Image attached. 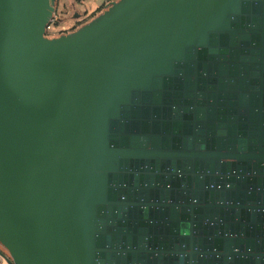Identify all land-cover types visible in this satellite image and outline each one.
<instances>
[{"label":"water","instance_id":"obj_1","mask_svg":"<svg viewBox=\"0 0 264 264\" xmlns=\"http://www.w3.org/2000/svg\"><path fill=\"white\" fill-rule=\"evenodd\" d=\"M0 0V255L264 264V0H117L47 36Z\"/></svg>","mask_w":264,"mask_h":264},{"label":"rangeland","instance_id":"obj_2","mask_svg":"<svg viewBox=\"0 0 264 264\" xmlns=\"http://www.w3.org/2000/svg\"><path fill=\"white\" fill-rule=\"evenodd\" d=\"M103 2L104 0H58L54 11V22L57 23L53 22L52 27L68 29L72 25L81 26L102 10ZM98 7L102 8L97 9Z\"/></svg>","mask_w":264,"mask_h":264},{"label":"built area","instance_id":"obj_3","mask_svg":"<svg viewBox=\"0 0 264 264\" xmlns=\"http://www.w3.org/2000/svg\"><path fill=\"white\" fill-rule=\"evenodd\" d=\"M114 1H116V0H104L102 6H108V5H110V4H111L112 2H114ZM100 8H102V7H100ZM54 17H55V16L52 17V20H51L50 23L46 26L45 34H46L47 36H57L60 32H62V31L65 30L63 27H62L61 29H58L57 27H56V29H54V28L52 27L53 24H54L53 22H54V20H55ZM0 264H10V263L7 261L6 257L0 255Z\"/></svg>","mask_w":264,"mask_h":264},{"label":"flooded vegetation","instance_id":"obj_4","mask_svg":"<svg viewBox=\"0 0 264 264\" xmlns=\"http://www.w3.org/2000/svg\"><path fill=\"white\" fill-rule=\"evenodd\" d=\"M100 9V8H99ZM78 26H76V25H72V26H70L68 29L66 28L64 31H62V32H60L58 35H60L61 33L63 34V33H68V32H71V31H73L74 29H76Z\"/></svg>","mask_w":264,"mask_h":264},{"label":"trees","instance_id":"obj_5","mask_svg":"<svg viewBox=\"0 0 264 264\" xmlns=\"http://www.w3.org/2000/svg\"><path fill=\"white\" fill-rule=\"evenodd\" d=\"M58 0L55 1V9H56V3H57ZM55 24L57 23L56 21L54 22Z\"/></svg>","mask_w":264,"mask_h":264},{"label":"crops","instance_id":"obj_6","mask_svg":"<svg viewBox=\"0 0 264 264\" xmlns=\"http://www.w3.org/2000/svg\"><path fill=\"white\" fill-rule=\"evenodd\" d=\"M100 7H98L97 9H99ZM101 9V8H100Z\"/></svg>","mask_w":264,"mask_h":264}]
</instances>
